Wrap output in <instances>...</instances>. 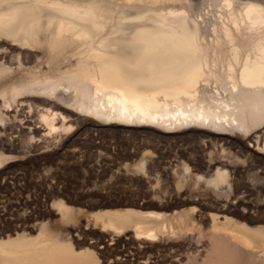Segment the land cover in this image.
<instances>
[{
  "label": "bare ground",
  "instance_id": "obj_1",
  "mask_svg": "<svg viewBox=\"0 0 264 264\" xmlns=\"http://www.w3.org/2000/svg\"><path fill=\"white\" fill-rule=\"evenodd\" d=\"M71 128L143 137L134 163L95 143L104 176L143 190L85 220L70 197L34 223L24 205L0 264H128L127 245L136 264H264V0H0V167Z\"/></svg>",
  "mask_w": 264,
  "mask_h": 264
},
{
  "label": "rangeland",
  "instance_id": "obj_2",
  "mask_svg": "<svg viewBox=\"0 0 264 264\" xmlns=\"http://www.w3.org/2000/svg\"><path fill=\"white\" fill-rule=\"evenodd\" d=\"M195 1H200V0H195ZM19 107V106H18ZM19 109H21V107H19ZM76 125H74L72 128L74 129L75 128V130H76V127H75ZM72 128H71V134L69 133L70 131H67L68 132V134L66 133H64V131H63V136L66 138V141H65V139H62V141L61 140H59V139H61L63 136H61L60 137V135H62L61 133H59V132H55V134H56V136H54L55 134H53V133H49V135L50 134H52V136L50 135H48L47 136V134H45V136L47 137L46 139H45V141H44V143H45V146H46V144L48 143V146H43V147H45V148H42L41 150L40 149H38V150H36V149H34L33 150V148L35 147V145H36V143L35 142H33L31 145H33V144H35L34 146H33V148L32 147H30V148H24V150L25 149H27V150H25V152L27 153H23L21 156H19V157H17L16 159L14 158V157H12L10 160H8V162H6L5 163V166L3 165V167H0V171H1V174H0V197H2L4 200H6V201H4V200H2V198L0 199V202L2 203V205H5L6 203L8 204V206L10 205V207L8 208L9 210H7L6 212L5 211H3L4 209H5V207H4V209L3 208H0V211H2V212H0V220H4L5 219V221H0V225L1 224H3L4 222V224H6L9 220L10 221H14L15 220V222H17V219H19L20 217H22V210L24 211V212H26V213H24V215L26 214V216L27 215H30V217L28 216L27 217V219H29L30 220V223H34V222H36V221H38V219H41V215H43L46 211H49L51 208H52V203L54 202V200L56 199L55 197H60V196H62L63 198H74V200H75V203H73L72 202V204L73 205H75V207L76 208H78V207H80L81 206V208H82V211H79L78 212V216H79V220H85V219H88V217L90 218V217H92V215L95 213V212H98L99 210H101V208L100 207H102V206H99V209H98V207L97 208H95V207H92V204L93 203H97V202H100L102 199L103 200H119V199H127L128 197H132V196H134V195H136L137 193H140L142 190H143V187H141V186H139V184L141 185V183L139 182V184L138 183H134V182H132L131 181V179H123V178H118V179H113V180H111V178L110 179H108V177H109V175H106V176H104V171L102 170L103 168H102V166L101 165H99V167L101 168H99L98 167V164H97V162H96V158H95V154H96V151H97V149H98V147L96 148V146H95V143H96V145H98V144H100L101 146H102V148L101 149H103V150H107L108 149V147H109V149L111 150V151H113V152H116V160L117 161H120L122 158H124V159H122L121 161H128V163H134L133 161V159H135V158H129L128 160L127 159H125V157H126V153H127V151L128 152H130V151H134V149H135V145L137 144V143H140V142H143V141H145L144 139H142L143 137H139V138H133L132 139V141L135 143V144H132L133 142L131 141L130 142V144L131 145H126L127 147L126 148H124L125 146H123V148H121L120 146H119V144H117L119 141H118V138L117 137H113V136H106V135H104L103 133H101V131H98V130H96V128L95 129H91V128H94V127H91V128H89L86 132H82V133H77V134H79V135H77L76 136V138H75V142L74 141H72V139H69V138H71V136L73 135V134H75L76 132H75V130H73L72 131ZM70 130V129H69ZM95 130V131H94ZM77 131V130H76ZM91 131V134L94 136V138L93 139H95V140H93L92 139V136H91V134H89V132ZM93 131V132H92ZM43 133H46V131L45 132H43ZM73 133V134H72ZM86 133H87V135H86ZM93 133H96L95 135L93 134ZM100 133V134H99ZM65 134V135H64ZM103 135V136H102ZM69 136V137H68ZM96 136V137H95ZM100 136V137H99ZM102 136V137H101ZM49 137H51L50 139H51V141L53 142V140L54 139H56V138H54L53 139V137H57V139L56 140H54V143L55 144H53L50 140H48L49 139ZM79 137V138H78ZM68 138V139H67ZM113 138V139H112ZM77 139V140H76ZM80 139V141H81V143L83 144H81L80 143V141H78ZM138 139V140H137ZM117 140V141H116ZM138 142H137V141ZM140 140V141H139ZM48 141V142H47ZM57 141V142H56ZM58 141H61V143H59L58 144ZM65 141V142H64ZM77 141V142H76ZM67 142H70V143H67ZM91 142V143H90ZM104 142V143H103ZM44 143H43V145H44ZM72 143V144H71ZM76 145H75V144ZM94 145H93V144ZM102 143H103V145H102ZM51 144H53V146L51 145ZM66 144H69V145H66ZM71 144V145H70ZM79 144V145H78ZM85 144V145H84ZM167 145H165L164 146V149L166 148V147H168L167 149H165V151L168 153V152H172V154L171 155H169V157H166V159H165V161H167V162H169V161H173L174 160V158H172L173 156L172 155H174L175 156V154H173V151H175V152H177V147H173V144H169V143H166ZM49 145H51V146H49ZM58 145H60L61 147H59ZM65 145V146H64ZM73 145V146H72ZM84 147L83 149H82V146ZM99 145V146H100ZM134 145V146H133ZM170 145V146H169ZM56 146V147H55ZM81 146V147H80ZM106 146V147H105ZM120 148H119V147ZM172 146V147H171ZM24 147H25V145H24ZM66 147V148H65ZM75 147H80L81 148V152L80 151H78L79 153H77L76 154V157H75V155L72 153V149L73 148H75ZM113 147V148H112ZM170 147H171V149H170ZM36 148H37V146H36ZM79 148V149H80ZM174 148H175V150H174ZM33 150L32 152L30 151L29 152V150ZM66 149V150H65ZM124 149H126V150H124ZM37 152H36V151ZM56 150V151H55ZM65 150V151H64ZM123 150V151H122ZM35 151V152H34ZM44 151V152H43ZM55 151V152H54ZM120 151V152H119ZM43 154H42V153ZM70 152L72 153V155L70 154ZM38 153V154H37ZM40 153V154H39ZM80 153H82V154H80ZM7 154H9V155H12V154H14V153H7ZM30 154V155H29ZM32 154H35L36 155V157H35V155H32ZM44 154H45V156H44ZM121 154V155H120ZM40 155V156H39ZM33 156V157H32ZM43 156V159L41 158ZM123 156V157H122ZM172 156V157H171ZM32 157V158H31ZM15 159V160H13V162H12V159ZM18 158H20V161H19V159ZM23 158V159H22ZM117 158H119V159H117ZM168 158H170L169 160H168ZM172 158V159H171ZM26 159V160H25ZM95 159V160H94ZM92 160H94V161H92ZM131 160H132V162H131ZM10 161V162H9ZM17 161V162H16ZM23 161H25V162H23ZM75 161H77V162H75ZM123 161V162H124ZM22 165H21V164ZM81 163V164H80ZM125 163V162H124ZM11 164V165H10ZM17 164V165H16ZM100 164V163H99ZM14 166V169H13V166ZM85 167H84V166ZM89 165V166H88ZM9 166V167H8ZM12 166V167H11ZM47 166V167H46ZM4 167L5 168H7V169H4ZM51 168L52 169V171H53V173L51 172V171H47L46 170V168ZM83 167V168H82ZM93 167V168H92ZM45 168V169H44ZM79 170H78V169ZM85 168V169H84ZM96 170H95V169ZM116 168H117V166H116ZM11 169V170H10ZM51 169H49V170H51ZM53 169H55V170H53ZM58 169V170H57ZM83 169V170H82ZM102 171H100V170ZM2 170H4V171H2ZM57 170V171H56ZM88 170V171H87ZM58 171H59V173H58ZM83 171V172H82ZM87 171V172H86ZM95 171H97V172H95ZM44 172H47V174L46 173H43ZM51 172V173H50ZM86 172V173H85ZM98 172H99V175H98ZM101 172V173H100ZM57 173V174H56ZM39 174H41L40 176V179H39ZM43 174V175H42ZM56 174V175H55ZM85 174V175H84ZM103 174V175H102ZM110 174H111V172H110ZM44 175H48L47 176V178H48V180L46 179V180H44L45 178H46V176H45V178H44ZM53 175H55V176H53ZM59 175V176H58ZM98 175V176H97ZM101 175V176H100ZM1 176H5V178L6 179H4V177H1ZM43 176V177H42ZM100 176V177H99ZM58 177V178H57ZM1 178H2V180H4V181H1ZM34 178V179H33ZM53 178L55 179V181L53 182ZM50 179V180H49ZM58 179V180H57ZM10 180V181H9ZM36 180V181H35ZM107 180H109V181H107ZM123 180H124V183H123ZM127 180H128V184H131V185H133L132 187H131V185H129V186H124V184H126L127 183ZM41 181V182H40ZM43 181H45V182H43ZM50 181V182H49ZM51 181L53 182V183H51ZM56 181H58V183L56 182ZM96 181H97V185H96V187H94L93 189H92V187H93V185L95 186V183H96ZM107 181V182H106ZM113 181V182H112ZM118 182L117 184H116V182ZM169 181H171V180H169ZM10 182L13 184H10ZM16 182V183H15ZM35 182V183H34ZM39 182V183H38ZM108 182H110V183H108ZM121 182V183H120ZM165 182H167L168 183V181L166 180ZM18 183V184H17ZM23 183L25 184V185H23ZM28 183V184H27ZM31 183V184H30ZM38 183V184H37ZM47 183V184H46ZM50 183H51V185H50ZM106 185H105V184ZM113 183H115V184H113ZM133 183V184H132ZM7 184V185H6ZM9 184V185H8ZM22 184V185H21ZM34 184V185H33ZM39 184H41V186H42V188H41V186L39 185ZM98 184L100 185V184H102V185H100L103 189L102 190H104V189H106V190H108V191H105V192H103L100 188L101 187H99L98 186ZM113 184V185H112ZM122 184H123V186H122ZM127 184V185H128ZM138 184V185H137ZM6 186V189H4L5 188V186ZM18 185H19V191H17L18 190ZM21 185V186H20ZM87 187H86V186ZM103 185H105L106 187H104ZM113 187H112V186ZM117 187H116V186ZM134 185L136 186V187H138L137 189L134 187ZM9 186H12V187H14V188H12V187H10L9 189H8V187ZM22 186H23V188L24 189H22ZM27 186H29V188L27 187ZM45 186V187H44ZM49 188H48V187ZM53 187V188H51V187ZM58 186V187H57ZM124 187L127 189H124ZM131 187V188H130ZM3 188V189H2ZM21 188V189H20ZM44 188V189H43ZM50 188H51V190H50ZM84 190L85 188H88L87 190L85 189V191H82V189ZM97 188V189H96ZM107 188H109V189H107ZM114 188V189H113ZM115 188H116V190H115ZM122 188H123V190H122ZM141 188V189H140ZM16 189V190H15ZM47 189V190H46ZM54 189V190H53ZM59 189H62L61 191L59 190ZM73 189H74V191H73ZM76 189H78V191L76 190ZM92 189V190H91ZM98 189H100V191H102L101 193H103V195H101V193H99V191H98ZM120 189V190H119ZM131 189H136L137 191H136V194L135 193H133L132 192V190ZM139 189V190H138ZM30 190V191H29ZM32 190V191H31ZM65 190V191H64ZM76 190V191H75ZM81 191V193H80V191ZM122 190V191H121ZM131 190V191H130ZM133 190V191H134ZM8 191V192H7ZM12 191V192H11ZM23 191V192H22ZM62 192V194L60 193V192ZM67 191V192H66ZM110 191H112V192H110ZM118 191V192H117ZM127 191H129L128 193H127ZM138 191H140V192H138ZM3 192V193H2ZM4 192H7V194H4ZM21 192H22V194H21ZM27 192H29L27 195H34V197L32 196L31 198L33 199L32 201V203H27V204H23V202L22 201H19L20 200V195L22 196V197H24L26 194L25 193ZM74 192H76V193H74ZM107 192H109V193H107ZM121 192H123V193H121ZM125 192V193H124ZM135 192V191H134ZM9 193H11V194H9ZM19 193V194H18ZM78 193V194H77ZM106 193V194H105ZM113 193V194H112ZM121 193V195L120 196H122V197H119V194ZM130 193V194H129ZM132 193V194H131ZM4 194V195H3ZM9 194V195H8ZM14 194V195H13ZM25 194V195H24ZM64 194H67V195H65V197L63 196ZM70 194V195H69ZM75 194H77L76 196H75ZM82 194V195H81ZM86 194V195H85ZM107 194H109V195H107ZM127 194H129V196L127 195ZM3 195V196H2ZM17 195H19V196H17ZM131 195V196H130ZM6 198H5V197ZM13 197V198H15V196L17 197L16 199H17V202L14 200L13 201V198L11 199V197ZM55 196V197H54ZM72 196V197H71ZM74 196V197H73ZM83 196V197H82ZM89 196V197H88ZM94 197V199H93V201H92V198ZM109 196H111V197H109ZM125 196V197H124ZM21 197V198H22ZM36 197V198H35ZM38 197V198H37ZM80 197V198H79ZM106 197H108V198H106ZM118 197V198H117ZM7 198H9V199H7ZM51 198V199H50ZM79 198V199H78ZM89 198V200H87ZM105 198V199H104ZM35 199V200H34ZM37 199V200H36ZM99 199V200H98ZM78 200H80V202H77ZM82 200V201H81ZM85 200V201H84ZM96 200H98V201H96ZM102 200V201H103ZM3 201H4V203H3ZM9 201H11V202H9ZM50 201V202H49ZM88 201L90 202V203H88ZM49 202V203H48ZM85 202V203H84ZM16 204V205H12V204ZM47 203V204H46ZM6 204V205H7ZM48 204H49V208H48ZM84 204V205H83ZM91 204V205H90ZM5 205V206H6ZM11 205L12 206H15V208L16 209H14V211L12 210V207H11ZM22 205V206H21ZM24 205H26L27 207H28V209L26 208V206L24 207ZM51 205V206H50ZM16 206H18V207H16ZM85 206H87V207H85ZM0 207H2L1 206V204H0ZM20 207V208H19ZM21 207H24V209L26 210H24V209H22ZM43 207H45V209L43 208ZM105 207H107V206H105ZM105 207H103L102 209H105ZM14 208V207H13ZM44 210H43V209ZM107 208H111V207H107ZM10 209H11V211H10ZM47 209V210H46ZM98 209V210H97ZM36 211V213H35V211ZM89 210V211H88ZM94 210V211H93ZM96 210V211H95ZM18 211H21L20 213L18 212ZM31 211V212H30ZM84 211V212H83ZM91 211V212H90ZM10 212V213H9ZM13 212V213H12ZM30 212V213H29ZM34 212V213H33ZM86 212V213H85ZM12 213V214H11ZM17 213H19L21 216H18V214ZM89 213V214H88ZM4 214V215H3ZM17 215V217L15 216V215ZM36 214V215H35ZM40 214V215H39ZM92 214V215H91ZM11 215H12V217H11ZM39 215V216H38ZM89 215V216H88ZM15 216V218H13ZM35 216H37L38 217V219L36 220L35 218H37V217H34ZM88 216V217H87ZM1 217H4V218H2L1 219ZM8 217V218H7ZM11 217V218H10ZM82 217V218H81ZM87 217V218H86ZM24 218V217H23ZM9 219V220H8ZM35 220V221H34ZM40 221V220H39ZM21 222H23V221H21ZM18 223V222H17ZM27 224H29V222L27 223ZM52 225H53V227H55V228H59V229H61L62 230V228H61V226L64 228V230H65V226L58 220V219H55L53 222H52ZM131 248V249H130ZM126 249L129 251V252H126V254L127 255H129L131 258V260L130 259H128V264L130 263V264H136V259H134V256H132V255H130V250L132 251L133 249H132V247H130V246H126ZM126 257V256H125ZM132 257H133V259H132ZM130 260V261H129ZM134 260V263L132 262ZM132 262V263H131Z\"/></svg>",
  "mask_w": 264,
  "mask_h": 264
}]
</instances>
